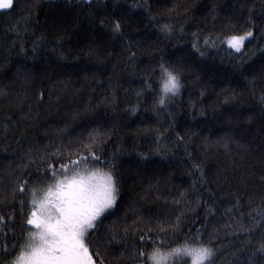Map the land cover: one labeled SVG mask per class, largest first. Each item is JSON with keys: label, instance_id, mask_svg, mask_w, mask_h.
<instances>
[{"label": "trees", "instance_id": "obj_1", "mask_svg": "<svg viewBox=\"0 0 264 264\" xmlns=\"http://www.w3.org/2000/svg\"><path fill=\"white\" fill-rule=\"evenodd\" d=\"M135 2L15 0L12 10H0V85L9 87V95L0 97V215L16 211L8 228L0 224V239L3 233L11 239L12 228L19 238L22 230L21 197L11 195L23 171L22 156L30 148L52 152L71 144L76 150L77 143L87 142L95 130L102 137L97 154L116 165L121 185L118 205L103 221L101 233L113 224L133 226L137 216L151 218L153 224L158 219L175 223L179 216V227L165 239L164 247H196L201 238L204 243L211 239L218 249L214 264H264V254L249 246L264 237V106L259 99L264 78L258 75L264 65L258 46L264 40L254 31L255 38L246 41L243 50L256 49L255 55L243 60L249 81L256 74L255 86L238 78L234 66L241 55L226 43L250 10L257 26L264 28V0H148L155 19L142 8L131 9L128 15L126 36L140 45L132 49L136 57L129 63L128 54L122 52L128 41L113 39L88 12L97 18L108 14L119 18ZM165 23L176 26L171 38L160 32ZM58 36L61 47L56 48ZM41 37L44 43H39ZM193 42H198L203 56L192 48ZM21 44L27 55L20 53ZM89 45L100 46L98 59L87 54ZM157 49L166 59L185 65L184 87L169 108L181 135L199 130L215 139L232 129L235 141L230 151L212 146L205 155L200 139L186 136L180 144L174 143V134H166V139L157 141L154 131H145L163 132L171 119L167 111L157 116L152 110L162 83ZM18 68L36 74L31 83L14 80ZM146 77L151 88L145 87ZM233 91L235 98L226 101ZM138 92H142L139 98ZM137 104L139 111H128ZM29 107L32 118L26 119ZM201 109L204 115L199 114ZM158 143L163 153L156 151ZM140 153L147 159L142 160ZM194 163L202 165L206 182L200 180ZM88 167L109 170L103 163ZM29 171L35 175V167ZM252 217L262 223L248 233ZM146 247L151 250V242ZM189 260L185 256L170 264Z\"/></svg>", "mask_w": 264, "mask_h": 264}, {"label": "snow or ice", "instance_id": "obj_2", "mask_svg": "<svg viewBox=\"0 0 264 264\" xmlns=\"http://www.w3.org/2000/svg\"><path fill=\"white\" fill-rule=\"evenodd\" d=\"M15 7V0H0V10H12ZM91 9L92 4L89 2ZM142 8L145 13L152 16V5L148 0H138L130 6L129 13L113 18L110 14L97 18L93 11L88 12L91 19H95L97 25L102 29H107L111 37L127 40L122 52L128 54V62L133 63L136 52L132 49H139L140 45L133 44L126 36L128 30V15L131 9ZM159 23V22H158ZM176 31V26L165 23L160 26V32L168 38ZM183 32V27H180ZM254 31L260 33L259 39L264 40V28H259L251 16L246 19L243 25L227 37L226 43L230 49L241 55V62L234 66L238 78L244 80L246 84L255 86L256 74H252L249 81V70L243 68V60L256 54V49L250 53H245V42L254 37ZM194 36L196 34H193ZM210 39V38H209ZM209 39L205 40L207 44ZM62 37L58 36L54 47H61ZM45 38L41 37L39 43H44ZM192 48L200 52L198 42H193ZM258 50L264 52V45H259ZM37 51V44H33L32 52ZM100 51L99 45H89L87 54L97 56ZM20 53L27 55L23 44L20 45ZM114 55L113 53H107ZM158 60L156 67L159 69L161 83V94L155 100L153 112L159 116L161 111H167L171 119H167V127L161 132L158 128L145 129L148 132H155L156 140L166 139V134H174V143H185L186 136L189 140L200 139L202 146L207 149L215 146L230 151V144L235 141V134L232 129H228L215 139L205 135L199 130H188L184 135L176 128V120L170 106H174L176 98L180 95L184 87L185 65L181 60L170 61L166 59L163 51L157 49ZM119 55V54H115ZM203 56L204 53L200 52ZM78 58V57H77ZM31 69L18 68L14 74V80L18 79L24 84H29L35 77ZM258 75L264 78V65H261ZM146 88H151L149 78H145ZM142 92L137 93V98ZM203 94V93H202ZM9 95V87L0 85V97ZM19 100L20 94L17 93ZM236 93L226 97V101L234 99ZM41 100L43 93H40ZM260 103L264 106V91L260 94ZM192 107L196 105L193 103ZM140 105H134L128 109L135 114L139 111ZM23 111V108H21ZM264 111V108H262ZM31 107L25 114L26 119H31ZM204 115V111H199ZM253 117H249L251 120ZM195 119V117H193ZM159 124L160 121L157 120ZM163 126V125H162ZM102 137L93 131L88 136L87 142L80 141L73 150L71 144L57 147L54 151L48 152L39 148H30L21 160L19 168L21 172L11 190L13 199L19 194V215L21 232L19 238L14 228L10 229L12 238L9 239L7 233H3L0 239V264H166L169 257L180 253L191 257V264H214L218 255V249L211 239L207 243L201 242L196 247L174 248L168 253L161 249L164 241L170 234L177 231L181 217L176 218V222L157 220L153 224L151 218L137 216L133 221V226H121L113 224L105 228L103 233L100 227L107 216L112 214L113 209L120 200V177L117 173L116 165L112 160H102L97 154V141ZM7 151V149H5ZM157 152L163 153L164 149L158 143ZM141 159H147L143 153L139 154ZM191 159V154L189 153ZM103 163L108 167L107 172H101L99 168H89L88 165H99ZM35 167V175L30 168ZM200 173V180L204 181V169L201 164L192 165ZM206 182V181H204ZM6 198V197H5ZM15 209L11 210V215H0V224L8 228V222L14 220ZM253 219V228L246 231L251 233L256 224L262 221ZM264 220V216H262ZM142 225V227H141ZM130 238L135 240L134 244H129ZM151 242V250L146 247ZM255 247L260 254H264V237H262ZM13 253H16L13 255Z\"/></svg>", "mask_w": 264, "mask_h": 264}, {"label": "rangeland", "instance_id": "obj_3", "mask_svg": "<svg viewBox=\"0 0 264 264\" xmlns=\"http://www.w3.org/2000/svg\"><path fill=\"white\" fill-rule=\"evenodd\" d=\"M45 1H47V0H45ZM79 1H81V0H79ZM99 169L101 170V172H107V170H103V169H101V168H99ZM185 247H194V246H193V245H181V244H179V245H175V246H172V247H163V248L161 249V251H163L164 253H168V252H170V251H171L172 249H174V248H185ZM185 256H188V255L183 254V253H180V254H178V255L171 256V257H169L168 260L166 261V264H170V263H173V262H175V261H178V260H180L182 257H185ZM188 258L190 259V260L188 261V263L191 264V257L188 256ZM184 259H186V258H184Z\"/></svg>", "mask_w": 264, "mask_h": 264}, {"label": "bare ground", "instance_id": "obj_4", "mask_svg": "<svg viewBox=\"0 0 264 264\" xmlns=\"http://www.w3.org/2000/svg\"><path fill=\"white\" fill-rule=\"evenodd\" d=\"M227 22V21H226Z\"/></svg>", "mask_w": 264, "mask_h": 264}]
</instances>
